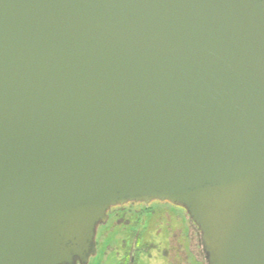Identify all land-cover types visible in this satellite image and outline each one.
Segmentation results:
<instances>
[{
  "label": "water",
  "instance_id": "water-1",
  "mask_svg": "<svg viewBox=\"0 0 264 264\" xmlns=\"http://www.w3.org/2000/svg\"><path fill=\"white\" fill-rule=\"evenodd\" d=\"M155 202L264 264V0H0V264H88Z\"/></svg>",
  "mask_w": 264,
  "mask_h": 264
},
{
  "label": "rangeland",
  "instance_id": "rangeland-1",
  "mask_svg": "<svg viewBox=\"0 0 264 264\" xmlns=\"http://www.w3.org/2000/svg\"><path fill=\"white\" fill-rule=\"evenodd\" d=\"M88 264H207L200 233L180 208L167 203L111 209L98 227Z\"/></svg>",
  "mask_w": 264,
  "mask_h": 264
},
{
  "label": "flooded vegetation",
  "instance_id": "flooded-vegetation-1",
  "mask_svg": "<svg viewBox=\"0 0 264 264\" xmlns=\"http://www.w3.org/2000/svg\"><path fill=\"white\" fill-rule=\"evenodd\" d=\"M142 205V204H141Z\"/></svg>",
  "mask_w": 264,
  "mask_h": 264
}]
</instances>
